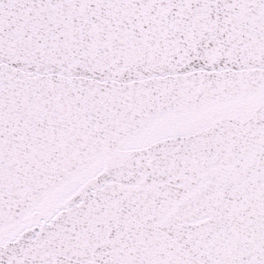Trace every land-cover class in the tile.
<instances>
[{
	"label": "snow or ice",
	"instance_id": "snow-or-ice-1",
	"mask_svg": "<svg viewBox=\"0 0 264 264\" xmlns=\"http://www.w3.org/2000/svg\"><path fill=\"white\" fill-rule=\"evenodd\" d=\"M0 264H264V0H0Z\"/></svg>",
	"mask_w": 264,
	"mask_h": 264
}]
</instances>
